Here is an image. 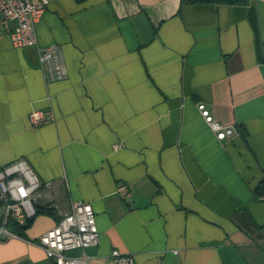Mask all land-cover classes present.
<instances>
[{"label": "crops", "instance_id": "1", "mask_svg": "<svg viewBox=\"0 0 264 264\" xmlns=\"http://www.w3.org/2000/svg\"><path fill=\"white\" fill-rule=\"evenodd\" d=\"M36 35L67 75L0 37V164L49 184L0 264H54L38 238L76 201L100 239L67 255L89 264H264V0H48ZM200 104L234 133L218 139ZM33 110L54 119L33 127Z\"/></svg>", "mask_w": 264, "mask_h": 264}, {"label": "built area", "instance_id": "2", "mask_svg": "<svg viewBox=\"0 0 264 264\" xmlns=\"http://www.w3.org/2000/svg\"><path fill=\"white\" fill-rule=\"evenodd\" d=\"M48 0H0V37L7 35L16 48L36 46L38 58L49 81L62 80L67 75L66 65L60 46L52 43L38 46L36 24L46 10ZM198 108L210 129L218 139L231 136L234 129L214 119L203 104ZM33 127L52 122L51 110H33L28 114ZM120 147L115 144L114 148ZM44 184L24 158L8 164H0V204L3 214L0 218V239L20 238V233L12 231L16 226H25L37 215L36 201ZM126 192V186L119 188ZM264 202V193L259 196ZM99 231L94 210L89 202L72 203L69 212L61 214L51 229L41 234L38 245L43 248L54 264H89L83 256H70L72 250H85L99 243ZM107 264H137L133 256L112 250Z\"/></svg>", "mask_w": 264, "mask_h": 264}, {"label": "water", "instance_id": "3", "mask_svg": "<svg viewBox=\"0 0 264 264\" xmlns=\"http://www.w3.org/2000/svg\"><path fill=\"white\" fill-rule=\"evenodd\" d=\"M188 3H230V4H241L245 0H186Z\"/></svg>", "mask_w": 264, "mask_h": 264}, {"label": "trees", "instance_id": "4", "mask_svg": "<svg viewBox=\"0 0 264 264\" xmlns=\"http://www.w3.org/2000/svg\"><path fill=\"white\" fill-rule=\"evenodd\" d=\"M182 2H187L186 0H182ZM262 193H264V190H262V191H260L259 192V194H262ZM46 211H48L47 209H46ZM42 212V210L41 209H39V208H37V214H39V213H41ZM50 214H53L52 212H49ZM33 219V218H32ZM32 219H30L29 221H28V223H27V225H25V226H16V229L18 230V231H22V230H24V229H26L27 227H28V225L32 222Z\"/></svg>", "mask_w": 264, "mask_h": 264}, {"label": "rangeland", "instance_id": "5", "mask_svg": "<svg viewBox=\"0 0 264 264\" xmlns=\"http://www.w3.org/2000/svg\"><path fill=\"white\" fill-rule=\"evenodd\" d=\"M1 210H2V209H1V207H0V212H1Z\"/></svg>", "mask_w": 264, "mask_h": 264}]
</instances>
